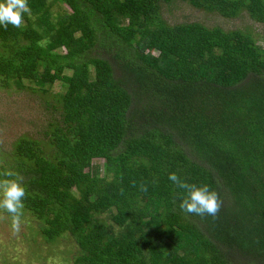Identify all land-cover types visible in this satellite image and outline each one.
Segmentation results:
<instances>
[{"label": "trees", "instance_id": "trees-1", "mask_svg": "<svg viewBox=\"0 0 264 264\" xmlns=\"http://www.w3.org/2000/svg\"><path fill=\"white\" fill-rule=\"evenodd\" d=\"M28 3L0 26V88L42 113L0 145V184L24 185L33 233L68 238L71 264H264V30L163 16L264 25V0ZM170 173L214 189L218 212L182 210Z\"/></svg>", "mask_w": 264, "mask_h": 264}, {"label": "rangeland", "instance_id": "rangeland-1", "mask_svg": "<svg viewBox=\"0 0 264 264\" xmlns=\"http://www.w3.org/2000/svg\"><path fill=\"white\" fill-rule=\"evenodd\" d=\"M65 7L68 8L66 4ZM163 16L170 23L199 21L208 26L250 30L257 37L264 30L263 24L245 14L227 18L183 3L164 7ZM61 90L60 83L53 86V91ZM35 98L28 93H17L13 90L8 92L6 88H0V145L5 149L10 147L13 138L23 132L32 131L34 123L40 122L42 108ZM95 162L103 169V159ZM35 224L29 215L22 216L19 228L14 229L11 216L0 208V264H71L73 243L68 238H61L56 244L47 243L41 235L33 233L31 228Z\"/></svg>", "mask_w": 264, "mask_h": 264}, {"label": "clouds", "instance_id": "clouds-1", "mask_svg": "<svg viewBox=\"0 0 264 264\" xmlns=\"http://www.w3.org/2000/svg\"><path fill=\"white\" fill-rule=\"evenodd\" d=\"M30 12L28 0H0V26L13 25L20 27L26 13ZM7 176L15 173L8 172ZM169 179L185 190L180 207L182 210L197 215L214 216L220 207L217 192L207 184H189L182 182L175 173L169 174ZM26 195L24 185L18 179H9L0 184V208L12 214V227L20 225L23 200Z\"/></svg>", "mask_w": 264, "mask_h": 264}]
</instances>
